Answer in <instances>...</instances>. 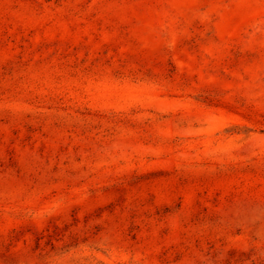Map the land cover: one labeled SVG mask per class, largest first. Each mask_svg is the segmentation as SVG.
<instances>
[{
    "label": "rangeland",
    "instance_id": "rangeland-1",
    "mask_svg": "<svg viewBox=\"0 0 264 264\" xmlns=\"http://www.w3.org/2000/svg\"><path fill=\"white\" fill-rule=\"evenodd\" d=\"M0 264H264V0H0Z\"/></svg>",
    "mask_w": 264,
    "mask_h": 264
}]
</instances>
